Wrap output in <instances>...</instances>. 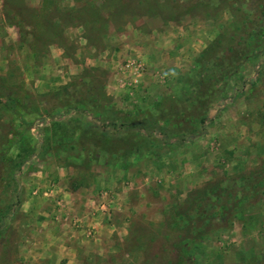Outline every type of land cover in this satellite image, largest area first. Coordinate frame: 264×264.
Here are the masks:
<instances>
[{
	"label": "rangeland",
	"instance_id": "rangeland-1",
	"mask_svg": "<svg viewBox=\"0 0 264 264\" xmlns=\"http://www.w3.org/2000/svg\"><path fill=\"white\" fill-rule=\"evenodd\" d=\"M0 264H264V0H0Z\"/></svg>",
	"mask_w": 264,
	"mask_h": 264
},
{
	"label": "crops",
	"instance_id": "crops-1",
	"mask_svg": "<svg viewBox=\"0 0 264 264\" xmlns=\"http://www.w3.org/2000/svg\"><path fill=\"white\" fill-rule=\"evenodd\" d=\"M183 36L182 26L180 25H165L160 31H144L143 36H141V49L144 60L151 67L163 66L162 61L173 60L175 54L182 52ZM47 192L45 191L46 194ZM50 192H52V189ZM91 220H93V217Z\"/></svg>",
	"mask_w": 264,
	"mask_h": 264
},
{
	"label": "built area",
	"instance_id": "built-area-1",
	"mask_svg": "<svg viewBox=\"0 0 264 264\" xmlns=\"http://www.w3.org/2000/svg\"><path fill=\"white\" fill-rule=\"evenodd\" d=\"M126 70H128L132 75H133V80L135 82L138 81V79L145 73L146 71V66L145 64L142 62L141 59L139 58H127L124 62V66H123ZM38 127V126H36ZM51 191V190H50ZM100 198L103 200L102 202L95 205H98L99 209L102 210H108L109 206L112 204L113 200H114V195L112 193H109L108 191H102L101 194L99 195ZM100 199V200H101ZM94 205V206H95ZM75 221H81L80 217L77 216V218H75Z\"/></svg>",
	"mask_w": 264,
	"mask_h": 264
},
{
	"label": "trees",
	"instance_id": "trees-1",
	"mask_svg": "<svg viewBox=\"0 0 264 264\" xmlns=\"http://www.w3.org/2000/svg\"><path fill=\"white\" fill-rule=\"evenodd\" d=\"M94 99L97 100L98 97L96 96ZM154 106H155V108L159 109L160 108L159 101H156L154 103ZM109 107H110L109 105L102 106L101 110L98 109L95 112V116L96 117H102L104 120L107 121V123H110V121H111V115L109 114L108 111H106ZM71 108H75V109H77L78 112H82V113H85L89 109L88 106H87V104H86V100L79 101L78 104H76L75 106H72ZM119 121H120V119H119ZM119 124L122 125L123 123H119ZM107 154H106V150L104 148H102L100 150V152L97 153V155L96 154L95 155L97 157H99V156H105V161H107L106 160L107 159V156H108ZM88 155H91L93 158L96 157V156H93V153L92 152H89Z\"/></svg>",
	"mask_w": 264,
	"mask_h": 264
}]
</instances>
